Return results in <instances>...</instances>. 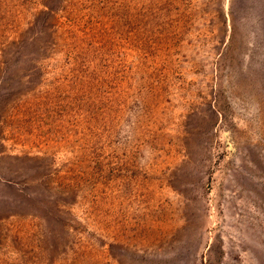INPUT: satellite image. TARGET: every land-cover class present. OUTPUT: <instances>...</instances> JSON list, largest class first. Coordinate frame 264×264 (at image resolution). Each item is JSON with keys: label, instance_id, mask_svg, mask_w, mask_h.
<instances>
[{"label": "rangeland", "instance_id": "rangeland-1", "mask_svg": "<svg viewBox=\"0 0 264 264\" xmlns=\"http://www.w3.org/2000/svg\"><path fill=\"white\" fill-rule=\"evenodd\" d=\"M0 264H264V0H0Z\"/></svg>", "mask_w": 264, "mask_h": 264}]
</instances>
